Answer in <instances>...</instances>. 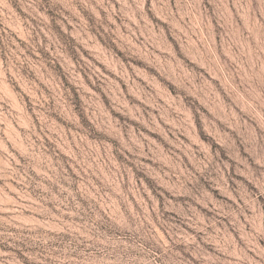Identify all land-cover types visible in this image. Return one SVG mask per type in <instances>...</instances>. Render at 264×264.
<instances>
[{
  "label": "rangeland",
  "instance_id": "obj_1",
  "mask_svg": "<svg viewBox=\"0 0 264 264\" xmlns=\"http://www.w3.org/2000/svg\"><path fill=\"white\" fill-rule=\"evenodd\" d=\"M0 264H264V0H0Z\"/></svg>",
  "mask_w": 264,
  "mask_h": 264
}]
</instances>
